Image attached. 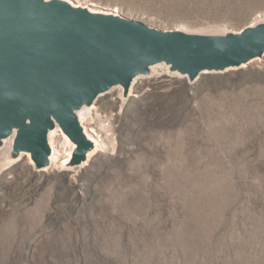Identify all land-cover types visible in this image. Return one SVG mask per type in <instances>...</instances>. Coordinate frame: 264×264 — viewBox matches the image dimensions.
I'll return each mask as SVG.
<instances>
[{
  "label": "rangeland",
  "instance_id": "374dc122",
  "mask_svg": "<svg viewBox=\"0 0 264 264\" xmlns=\"http://www.w3.org/2000/svg\"><path fill=\"white\" fill-rule=\"evenodd\" d=\"M69 1L160 29L264 20V0ZM139 77L95 100L86 164H0V264H264V54Z\"/></svg>",
  "mask_w": 264,
  "mask_h": 264
},
{
  "label": "water",
  "instance_id": "95a60500",
  "mask_svg": "<svg viewBox=\"0 0 264 264\" xmlns=\"http://www.w3.org/2000/svg\"><path fill=\"white\" fill-rule=\"evenodd\" d=\"M264 54V20L238 32L160 29L69 0H0V150L9 165L28 153L50 165V130L74 145L66 169L86 164L94 142L77 111L113 87L129 95L135 78L164 64L195 81Z\"/></svg>",
  "mask_w": 264,
  "mask_h": 264
},
{
  "label": "bare ground",
  "instance_id": "6f19581e",
  "mask_svg": "<svg viewBox=\"0 0 264 264\" xmlns=\"http://www.w3.org/2000/svg\"><path fill=\"white\" fill-rule=\"evenodd\" d=\"M180 29H183V30H185V31H189V32H206V33H216V32H222V31L224 30V29L220 30V29H221L220 27H215V28H213V30H209V29H189V28H186V27H181ZM219 30H220V31H219ZM242 66H244V64H243ZM153 69H154V67H152V70H153ZM136 78H140V77L138 76V77H136ZM136 78H135V79H136ZM116 87H117V86H116ZM120 91H121V90H120ZM129 91H130V90H129ZM94 104H95V103H93V104L90 105V106H85V107H83L82 109H80L79 111H77V116H78V119H79L81 125L84 127V130H85L86 134L88 135V137L91 138L92 141L94 142V146H95V147H94L93 151L90 152L89 157H91V156H92V155L98 150V148H99V146H100V144H99V146H98V144H97V142L95 141V139H93V138L91 137V135L89 134L88 130L86 129V127L84 126V123H83V122H85V119H87V117H88L89 115H91L92 110H93V108H94ZM88 129H89L92 133H95V131H94L91 127H89ZM55 132H58V133H57V134H54ZM58 134L61 135V136H60L61 140H60V141H55V143H54V139H53V137H54L55 135H58ZM95 134H96V133H95ZM48 140H49V143H50V145H51V147H52V149H53L52 154H51V156H50V165H49V166H51L52 164H54V159H55V161H56V160H58V158H59V153H58V151H56V156H55V147H56V150H57L58 147H61V148H64V150H65V154H67V153H69V154H68L66 157H64L63 159H61L59 162H57L56 164H58V166L61 167V168H65L64 165H65V163L69 160L74 145L70 142L69 138H68L64 133H62V132L60 131L59 128H56V129H54V130H50V131H49V133H48ZM70 145H71V146H70ZM67 147H68V151H67ZM10 148H11V141H9L8 143H6L5 146H4V148H3L2 150H0V164L2 163V158H4L5 154L10 150ZM23 155L28 156L29 159H30V156H29L28 153H25V154H23ZM30 161H31V159H30ZM31 162H32V161H31ZM56 164H55V165H56ZM49 166H48V167H49ZM48 167H45V168H42V169H46V168H48ZM40 170H41V169H40Z\"/></svg>",
  "mask_w": 264,
  "mask_h": 264
}]
</instances>
